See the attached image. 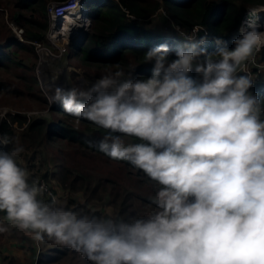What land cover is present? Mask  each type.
I'll list each match as a JSON object with an SVG mask.
<instances>
[{"label": "clouds", "instance_id": "clouds-1", "mask_svg": "<svg viewBox=\"0 0 264 264\" xmlns=\"http://www.w3.org/2000/svg\"><path fill=\"white\" fill-rule=\"evenodd\" d=\"M260 27L249 13L234 47L209 53L192 42L196 26L181 31L175 58L166 43L143 54L150 76L117 66L87 87L57 86L51 103L104 130L100 152L158 185L154 211L123 218L43 199L47 186L15 159L23 146L3 135L0 233L54 241L90 264H264V96L250 91L249 67L264 48Z\"/></svg>", "mask_w": 264, "mask_h": 264}, {"label": "trees", "instance_id": "trees-1", "mask_svg": "<svg viewBox=\"0 0 264 264\" xmlns=\"http://www.w3.org/2000/svg\"><path fill=\"white\" fill-rule=\"evenodd\" d=\"M48 1H0V97H28L43 110L48 108V100L35 74L38 55L34 45L47 42ZM81 4L87 10L90 25L80 29L68 45L70 56L76 55L82 64L100 70L96 77L119 66L125 70L134 67L131 75L135 79L151 74L152 63L143 62L148 49L166 43L172 50L170 58H175L174 50L186 42L181 31L193 35L196 26H201V30L193 35L192 42L207 52L221 46L233 48L245 12L264 5V0H81ZM158 9L172 22L174 32L161 33L137 21L148 23ZM5 16L22 29L21 39L7 26ZM217 40L221 43L217 44ZM256 54L259 61H264V48ZM251 92L264 96V80ZM3 135L15 138L23 146L24 152L15 159L29 172L30 182L47 186L43 199L57 196L79 211L96 209L100 214L123 218L154 211L148 198L158 185L129 163L112 160L100 152L96 145L104 130L70 116L59 103L49 107L47 115L28 118L14 114L0 119V136ZM123 138L126 143L135 142L133 138ZM14 146L9 144L5 150ZM4 216L0 212V219ZM10 232L19 234L27 243L30 255L21 261L1 254L4 264H90L73 249L54 241L37 245L16 228L0 233V242L12 238Z\"/></svg>", "mask_w": 264, "mask_h": 264}, {"label": "rangeland", "instance_id": "rangeland-1", "mask_svg": "<svg viewBox=\"0 0 264 264\" xmlns=\"http://www.w3.org/2000/svg\"><path fill=\"white\" fill-rule=\"evenodd\" d=\"M52 3H55V1L49 0L46 6L48 10L49 18H50L49 6ZM77 14L79 15L80 13ZM5 19L7 26L12 30L15 37L21 39L22 29L17 27L12 21H8L6 16ZM148 20H149L148 23H146L142 19L140 20L137 19V21H139V23H141L142 25H145L150 29L157 30L158 32L161 33H172L175 31L172 22L167 18L166 14L161 9H158L155 12V14L149 17ZM74 24L75 25L73 26L70 25L71 27L69 31L64 32V34L58 35L59 29L57 27L60 25V30H61L63 28V21H60L58 19L53 24V21H51L50 18L49 29L46 35L47 42L42 44L38 43L40 44V46H37L36 45L37 43H35L34 45L35 51L38 55V61L35 67V74L41 92H43L44 96H46L48 100V108L56 104V103H51L50 97L52 96L53 91L57 86L64 89H68L73 86L87 87L90 86V84L98 78L96 77V72L100 73V70L96 71L92 69L91 67L93 66H90L89 64L87 65L82 64L78 56L76 55L70 56L72 50L71 48L70 49L68 48V45L72 43L74 37L79 32V29H81V27L79 26L83 25L84 23L80 25L79 17L76 16V19L74 20ZM176 30H179V28L177 27ZM259 30L261 32H264V25H261ZM18 32L20 33L19 36L17 35ZM51 34L55 35L56 37L55 36L51 37ZM194 40L195 39H193V41ZM63 47L65 48V50ZM257 76L258 78L264 80V72H258ZM48 108L44 110L39 109V107L36 104L32 103L28 97H23L22 99H16L12 97H0V116H2L3 118L4 117L7 118L9 115L12 116L14 114L15 115L24 114L28 118L40 116V115H36L37 113L41 115H47ZM56 199L58 200L59 203H65L63 199L57 198V196ZM12 233L13 232H10V234ZM11 236H12L11 239L15 241L14 243L16 246H20L21 243L25 242L19 237V234L17 235L12 234ZM4 241L6 240L4 239ZM8 252L11 253L12 250H8ZM19 254L22 255V257L24 256L23 257L24 259L29 258V256L25 257V253L24 255L22 252H20ZM61 264H66V263L62 262Z\"/></svg>", "mask_w": 264, "mask_h": 264}, {"label": "built area", "instance_id": "built-area-1", "mask_svg": "<svg viewBox=\"0 0 264 264\" xmlns=\"http://www.w3.org/2000/svg\"><path fill=\"white\" fill-rule=\"evenodd\" d=\"M256 8H259L262 11V15L258 16V18H259L260 25H264V5H262V6H258V7H255V8H250L249 10H247L245 12V14H244V16H243V18L241 20L239 29H240L241 25L245 22L244 21L245 16L249 15V13L255 12L256 10H253V9H256ZM49 9H50V12H49L50 18H51V21H53V24H54L55 21L58 20V18L60 16H66L67 14H70L73 11H75L76 13H80L81 15H84L83 6L81 4V0H60V1H56L55 3H52L49 6ZM257 15H260V14H257ZM84 19H85L84 25L79 26L81 28H87L89 26V19L86 18V17H84ZM176 29H177V26H176ZM239 33H240V31H239ZM19 34L20 33L18 32L17 35L19 36ZM36 45L40 46V44H38V43ZM64 50H65V48H64ZM252 59L253 58H250V60H249V66L251 67L250 70H251L252 75L255 76V82H254V87H255L256 84L261 80V78H258L257 73L258 72H264V61H259L257 54L254 55L255 63L251 62ZM252 89H250V91ZM48 193L50 195H52L51 192H48Z\"/></svg>", "mask_w": 264, "mask_h": 264}, {"label": "crops", "instance_id": "crops-1", "mask_svg": "<svg viewBox=\"0 0 264 264\" xmlns=\"http://www.w3.org/2000/svg\"><path fill=\"white\" fill-rule=\"evenodd\" d=\"M15 241H13V239L9 238L8 240L2 241L0 242V255L2 254H8V255H13L15 257H17L18 259H20L21 261L25 260L22 255H20L19 253L22 252L23 255L25 253V257L30 255V251L28 248L27 243H21L20 246H16ZM15 245V246H14ZM8 250H12V252H8ZM0 264H4L3 260L0 257Z\"/></svg>", "mask_w": 264, "mask_h": 264}, {"label": "bare ground", "instance_id": "bare-ground-1", "mask_svg": "<svg viewBox=\"0 0 264 264\" xmlns=\"http://www.w3.org/2000/svg\"><path fill=\"white\" fill-rule=\"evenodd\" d=\"M253 10H256L255 12H252V13H257V14H260L258 16H261L262 15V11L259 9V8H256V9H253ZM76 16L79 17V22H80V25L82 23H85V19H84V16L83 15H78L75 11L71 12L70 14H67L66 16H60L58 19L60 21H63V28L60 30V25L57 27L59 29L58 31V35H60L61 33L64 34V32L66 31H69L70 29V25H75L74 24V20L76 19ZM249 17V15H246L245 16V19L244 21ZM78 19V18H77ZM62 24V23H61ZM84 25V24H83ZM68 34V33H67ZM52 36H55V35H52L51 34V37ZM56 37V36H55Z\"/></svg>", "mask_w": 264, "mask_h": 264}, {"label": "water", "instance_id": "water-1", "mask_svg": "<svg viewBox=\"0 0 264 264\" xmlns=\"http://www.w3.org/2000/svg\"><path fill=\"white\" fill-rule=\"evenodd\" d=\"M84 13H85V16L88 17V16H87V10H86V9H84Z\"/></svg>", "mask_w": 264, "mask_h": 264}]
</instances>
